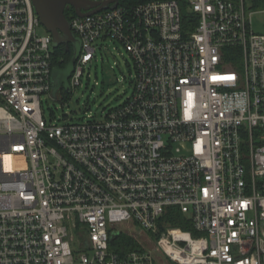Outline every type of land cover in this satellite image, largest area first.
<instances>
[{
	"label": "built area",
	"instance_id": "2783aa9c",
	"mask_svg": "<svg viewBox=\"0 0 264 264\" xmlns=\"http://www.w3.org/2000/svg\"><path fill=\"white\" fill-rule=\"evenodd\" d=\"M120 1L73 8L69 87L110 39L133 93L48 123L52 36L31 0H0V264H156L109 248L126 225L174 264H264V0H186L187 17L178 0ZM169 208L190 229L162 221Z\"/></svg>",
	"mask_w": 264,
	"mask_h": 264
},
{
	"label": "rangeland",
	"instance_id": "374dc122",
	"mask_svg": "<svg viewBox=\"0 0 264 264\" xmlns=\"http://www.w3.org/2000/svg\"><path fill=\"white\" fill-rule=\"evenodd\" d=\"M251 23L254 31H264V21L260 17L254 16ZM38 31L40 34L46 32L43 26ZM94 45L96 58L84 67L79 85L68 87L71 65L54 68L53 93L41 96L43 115L48 123H60L65 116L70 122L84 119L88 115L100 119L111 108L123 104L133 93L134 63L125 47L110 39H99ZM63 84L69 89L62 100L60 95ZM124 228L137 240L138 246L135 248L148 250L156 264H174L157 251L156 237L150 236L138 226L126 225Z\"/></svg>",
	"mask_w": 264,
	"mask_h": 264
},
{
	"label": "water",
	"instance_id": "95a60500",
	"mask_svg": "<svg viewBox=\"0 0 264 264\" xmlns=\"http://www.w3.org/2000/svg\"><path fill=\"white\" fill-rule=\"evenodd\" d=\"M34 11L38 16L41 25L48 31L52 36L53 47L64 45L65 49L69 50V44L78 45V51L75 50L70 59L69 65L74 67L76 57L80 50V40L75 36L70 28V22L65 16V8L72 6L78 16H84L91 13H95L101 9L108 8L109 4L113 3L114 6L119 0H31ZM67 64V65H68ZM56 68V67H54ZM52 69V72L54 70ZM71 70V72H72ZM51 72V73H52ZM51 82L52 75H51ZM51 86V87H52ZM66 86V85H65ZM52 87V93H53ZM69 89V88H68ZM67 89V90H68Z\"/></svg>",
	"mask_w": 264,
	"mask_h": 264
},
{
	"label": "trees",
	"instance_id": "16d2710c",
	"mask_svg": "<svg viewBox=\"0 0 264 264\" xmlns=\"http://www.w3.org/2000/svg\"><path fill=\"white\" fill-rule=\"evenodd\" d=\"M148 0H121L120 3L123 5L127 4H135V3H140ZM181 8H182V13L184 17H187V11H186V0H178ZM72 14H74V10L72 6H67L65 8V16L70 19ZM72 57V54L67 51L64 47V45H59L57 47H54V51L52 54V66L58 67V68H64L69 62ZM73 71V70H72ZM72 76V72L68 76V87H69V81ZM67 86L63 84L61 86V99L63 100L64 97L66 96L67 93ZM60 90V91H61ZM162 221L167 222L171 226H179L182 229H190V224L188 221H186L185 216L180 213L176 208H169L166 215L162 219ZM138 246L137 240L133 238V236L126 231H120L118 234H115L112 236L109 242V248L119 254H124L126 251L130 249H134L135 247Z\"/></svg>",
	"mask_w": 264,
	"mask_h": 264
},
{
	"label": "flooded vegetation",
	"instance_id": "af4514ba",
	"mask_svg": "<svg viewBox=\"0 0 264 264\" xmlns=\"http://www.w3.org/2000/svg\"><path fill=\"white\" fill-rule=\"evenodd\" d=\"M68 7H69V6H68ZM75 50L78 51V45H74V44L70 43V44H69V50H68V51H69L71 54H73V52H74Z\"/></svg>",
	"mask_w": 264,
	"mask_h": 264
}]
</instances>
